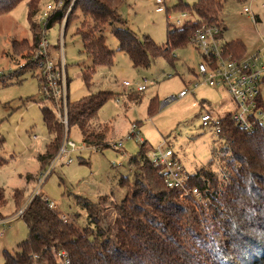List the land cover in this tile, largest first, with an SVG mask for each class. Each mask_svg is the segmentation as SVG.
Returning <instances> with one entry per match:
<instances>
[{"label": "rangeland", "instance_id": "rangeland-1", "mask_svg": "<svg viewBox=\"0 0 264 264\" xmlns=\"http://www.w3.org/2000/svg\"><path fill=\"white\" fill-rule=\"evenodd\" d=\"M163 1V11L157 12L156 0H123L119 13L126 22V28L140 40L150 37L156 45H163L167 26L173 25L182 14L181 10L174 9L179 0ZM181 1L189 7L188 20L197 21L205 16L216 18L211 24H219L222 29L224 22L226 31H223L222 43L240 38L247 49L248 44L256 42L259 50L264 47V0L247 3L249 14L243 13L245 2L228 1L219 13L211 8L202 14L199 0ZM214 1L218 3V0ZM53 2L42 0L33 21L38 23L45 6ZM73 3L74 0L65 14L71 13ZM251 14L258 15L260 22H253ZM70 19L65 32L63 22L55 23L45 31L54 58L59 54L60 42L64 45L69 101L74 102L99 91L120 96L108 100L97 113L95 123L106 131L104 144L99 147L102 150L84 147L79 130L71 127L70 140L84 150L72 153L70 164L62 160L41 185L40 194L55 205L59 215L74 221L79 227L89 225L86 209L78 202V198H86L92 203H100L108 224L124 228L120 207L127 198V190L119 185V180L128 176L132 182L127 160L137 155L140 147L139 141L128 136L131 127L137 126L136 131L141 142L146 143V148L157 150L163 144V148L171 149L187 174L207 167L211 159V169L219 171L226 155L220 150L215 126L209 123L203 127L201 117L209 113L214 120L223 118L232 111V103L224 89H214L205 84L190 93L189 83L195 80L192 73H196L203 60L190 42L185 48L172 51V59L157 57L148 68L136 69L128 56L118 51L117 40L109 26L104 28L103 36L106 46L114 51L112 62L108 66L96 67L88 89L81 80L80 70L89 66L90 61L82 52L80 38L75 35L83 18L76 11ZM23 39L29 44L32 42L27 1L0 16V139L3 140L0 147V220L12 218L16 208L21 207L32 193L42 171L39 156L44 154L50 141L40 113L42 103L49 107L50 102L43 100L38 72L31 63L35 52L29 45L25 46ZM13 40L18 41L19 48L14 54L11 51ZM141 78L148 79L147 88L142 93L135 94L131 91L133 87L123 86V82L136 85ZM185 91L186 95L179 98ZM260 92L264 98V83ZM153 98L158 100V110L149 116L147 107ZM166 99L170 100L164 103ZM120 141L119 147L110 146V143ZM16 190L22 191L20 206L13 198H19L20 193ZM105 195L108 196L103 197ZM110 195L113 198L111 202ZM26 237L27 228L21 218L13 217L7 224L0 225V264H3V252L16 251L17 245ZM90 263L95 264L93 260Z\"/></svg>", "mask_w": 264, "mask_h": 264}, {"label": "trees", "instance_id": "trees-1", "mask_svg": "<svg viewBox=\"0 0 264 264\" xmlns=\"http://www.w3.org/2000/svg\"><path fill=\"white\" fill-rule=\"evenodd\" d=\"M23 1H27L32 42L23 41L34 53L40 39V27L33 19L42 0H0V16L11 12ZM71 1L62 0L63 5L50 16L47 29L62 22ZM228 1L245 2L207 0L206 3L199 0V11L203 14L215 8L219 13ZM122 2L74 0L71 13L67 15L64 32L76 11L83 18L75 35L80 38L82 52L90 61L89 66L80 70L81 80L88 89L96 67L112 62L114 51L106 46L105 27L111 28L118 51L128 56L132 66L145 69L155 58L172 59V51L185 48L198 24L191 21L181 28L168 25L166 41L158 46L150 37L140 40L126 28L119 13ZM174 9L183 12L189 7L179 0ZM202 18L209 22L216 19ZM17 42L11 43L12 54L19 50ZM223 49L227 55L236 57L245 53L239 40L223 43ZM119 96L99 91L74 102L68 98L69 129L77 127L82 143L87 147L102 150L99 147L104 144L106 131L95 123L97 113L108 100ZM157 107L158 100L151 99L147 114L153 116ZM40 113L50 137L44 154L39 156L43 170L59 149L63 127L43 103ZM218 127L219 147L226 155L223 167L214 171L211 159L207 167L188 174L189 184L199 191V198L180 199L177 190L167 188L149 161L151 149L143 142L137 155L127 160L132 182L128 176L119 180V185L127 190V198L120 207L124 228L108 224L100 203H92L86 198H78V202L86 209L89 225L79 227L50 209L49 201L40 195L33 198L21 218L27 228L26 239L17 245L16 251L3 252V264H64L57 257L62 251L69 258V264H91L92 260L95 264H264V125L257 124L251 131L243 129L232 121L230 112L218 119ZM2 142L0 139V147ZM16 191L20 193L19 198H13L20 206L22 191Z\"/></svg>", "mask_w": 264, "mask_h": 264}, {"label": "built area", "instance_id": "built-area-1", "mask_svg": "<svg viewBox=\"0 0 264 264\" xmlns=\"http://www.w3.org/2000/svg\"><path fill=\"white\" fill-rule=\"evenodd\" d=\"M207 3V0H202ZM253 0H245L242 8L244 14L251 13L247 3ZM156 11H163V0H156ZM62 0H57L52 4H47L41 13L39 19L40 39L38 42L37 50L32 56V66L38 72L41 92L50 104L49 109L54 114L55 118L63 127V139L57 151V154L50 159L48 165L40 172L37 177L36 185L32 188V193L19 207L13 217L22 218L33 198L40 196L41 185L45 179L55 170L62 160L64 163L70 164L72 159L70 155L76 151L84 150V148H77L75 143L69 138L68 126V79H67V64L63 53V43L60 42L59 54L57 58L53 57L51 53V46L46 39L45 31L50 16L62 6ZM188 11H183L181 17L175 21L171 27L181 28L186 23L192 20L186 19ZM67 13L65 14L62 22L65 25ZM209 18V17H208ZM253 22L256 18L251 14ZM197 27L190 36V43L196 48L198 54L202 57V62L197 66L195 73V80L189 83L191 87L190 93L201 84L208 85L214 89H224L233 104L231 111V119L234 123L243 129L251 131L255 125H264V106L263 99L260 92V87L264 83V47L252 54L245 55L242 58H234L223 49L221 42V34L223 30L219 24H211L206 19H199ZM58 52V48L56 49ZM202 80V81H200ZM148 79L141 78L140 81L134 85L129 82H123L124 87H133L131 91L142 93L146 90ZM188 91V90H187ZM181 92L179 98L186 95ZM170 99H166L164 103ZM118 101V100H117ZM202 126L206 127L208 124L215 126L217 136L220 134L218 127V119L214 120L209 113L202 115ZM137 126L133 125L128 136L134 137L140 144L141 138L136 131ZM120 143H110L112 148H117ZM84 147H87L85 144ZM91 148L93 151L100 150L95 147ZM148 158L151 164L157 169V175L163 179L165 186L169 189H175L179 192V198L186 197L199 198L200 194L196 188L189 184V175L184 171L174 152L169 148H163V144L157 150H150ZM112 196L109 201L111 202ZM48 207L55 210V205L49 202ZM12 218H3L0 220V225H5ZM57 257L64 264H69V258L65 252H60Z\"/></svg>", "mask_w": 264, "mask_h": 264}, {"label": "crops", "instance_id": "crops-1", "mask_svg": "<svg viewBox=\"0 0 264 264\" xmlns=\"http://www.w3.org/2000/svg\"><path fill=\"white\" fill-rule=\"evenodd\" d=\"M165 10H166V8H165ZM255 18H256V22H260V19H259V16L258 15H256V16H254ZM222 25H223V27H224V31H226V26H225V24H224V22L222 21ZM223 36V33L221 34V37ZM237 40H239V41H241L242 43H243V45H244V47H245V53H244V56L245 55H249V54H252V53H254L258 48H259V46H258V43L256 42L255 44H253V43H250V44H248V47H249V49H247V46H246V43L244 42V40H242V39H240V38H236V39H231V40H229L228 42H230V41H237ZM228 42H226V43H228ZM259 50V49H258ZM250 52H252V53H250ZM232 57H234V58H236V59H238V58H242V57H244V56H240V57H236L235 55L233 56V55H231ZM66 70H67V67H66ZM68 71V70H67ZM66 71V72H67ZM193 73H195V72H193ZM192 73V76L194 77L195 75ZM67 79H68V86H69V78H68V74H67ZM134 92V91H133ZM68 97H69V91H68ZM44 99V98H43ZM262 99H263V106H264V98H263V96H262ZM126 100H127V97H126ZM232 105V107H233V104H231ZM176 156V155H175ZM106 196H108V195H105V196H103V197H106ZM111 196V195H110ZM3 218V217H2Z\"/></svg>", "mask_w": 264, "mask_h": 264}]
</instances>
